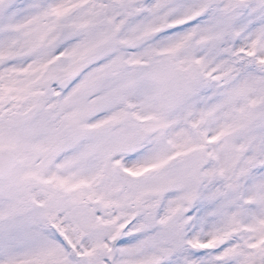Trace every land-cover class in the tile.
Instances as JSON below:
<instances>
[{
    "label": "snow or ice",
    "instance_id": "obj_1",
    "mask_svg": "<svg viewBox=\"0 0 264 264\" xmlns=\"http://www.w3.org/2000/svg\"><path fill=\"white\" fill-rule=\"evenodd\" d=\"M0 264H264V0H0Z\"/></svg>",
    "mask_w": 264,
    "mask_h": 264
}]
</instances>
